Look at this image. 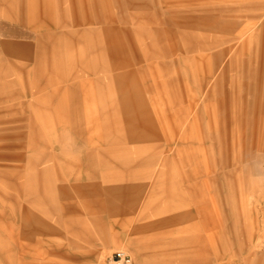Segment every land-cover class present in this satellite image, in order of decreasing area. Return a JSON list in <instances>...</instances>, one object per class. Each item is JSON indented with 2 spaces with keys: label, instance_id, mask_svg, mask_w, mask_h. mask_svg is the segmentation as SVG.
Masks as SVG:
<instances>
[{
  "label": "rangeland",
  "instance_id": "obj_1",
  "mask_svg": "<svg viewBox=\"0 0 264 264\" xmlns=\"http://www.w3.org/2000/svg\"><path fill=\"white\" fill-rule=\"evenodd\" d=\"M0 33V264H264V0H0Z\"/></svg>",
  "mask_w": 264,
  "mask_h": 264
},
{
  "label": "built area",
  "instance_id": "obj_2",
  "mask_svg": "<svg viewBox=\"0 0 264 264\" xmlns=\"http://www.w3.org/2000/svg\"><path fill=\"white\" fill-rule=\"evenodd\" d=\"M109 264H135L132 256L124 249L115 250L108 259Z\"/></svg>",
  "mask_w": 264,
  "mask_h": 264
},
{
  "label": "crops",
  "instance_id": "obj_3",
  "mask_svg": "<svg viewBox=\"0 0 264 264\" xmlns=\"http://www.w3.org/2000/svg\"><path fill=\"white\" fill-rule=\"evenodd\" d=\"M7 41L8 39H6V35L0 33V47L6 44Z\"/></svg>",
  "mask_w": 264,
  "mask_h": 264
},
{
  "label": "bare ground",
  "instance_id": "obj_4",
  "mask_svg": "<svg viewBox=\"0 0 264 264\" xmlns=\"http://www.w3.org/2000/svg\"><path fill=\"white\" fill-rule=\"evenodd\" d=\"M128 248V247H127Z\"/></svg>",
  "mask_w": 264,
  "mask_h": 264
}]
</instances>
